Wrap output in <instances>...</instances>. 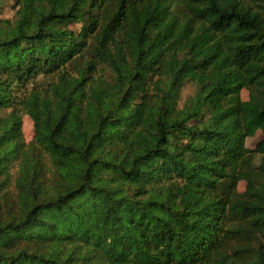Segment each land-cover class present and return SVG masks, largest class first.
Listing matches in <instances>:
<instances>
[{"label": "trees", "instance_id": "obj_1", "mask_svg": "<svg viewBox=\"0 0 264 264\" xmlns=\"http://www.w3.org/2000/svg\"><path fill=\"white\" fill-rule=\"evenodd\" d=\"M14 8L0 17V264H264V140L245 146L264 134V0Z\"/></svg>", "mask_w": 264, "mask_h": 264}, {"label": "rangeland", "instance_id": "obj_2", "mask_svg": "<svg viewBox=\"0 0 264 264\" xmlns=\"http://www.w3.org/2000/svg\"><path fill=\"white\" fill-rule=\"evenodd\" d=\"M14 2L15 0H2L1 5H0V17L1 18L3 19L13 18L14 13H15ZM70 27L71 29L78 31L80 26L78 24H72ZM70 70L72 72L75 71L74 67H70ZM107 75H109L108 72H107ZM52 78H53L52 76L43 77L40 75L38 78V83H40V85L45 86V84L48 81L52 80ZM194 92H195V86L192 83H186L180 92V99H179L180 105H182L183 102L188 97L192 96ZM248 95H249V92L243 89L241 92L242 99L247 100ZM21 131H22L23 139L26 143L30 142L33 139V136H34L33 122L27 114H24L22 116ZM262 140H264V134L262 131L258 130L253 136L246 138L245 146L248 149H255L256 146L259 144V142H261ZM245 187H246V183L244 181H241L238 184V191L243 192L245 190ZM258 244L264 245L263 237L259 238Z\"/></svg>", "mask_w": 264, "mask_h": 264}]
</instances>
